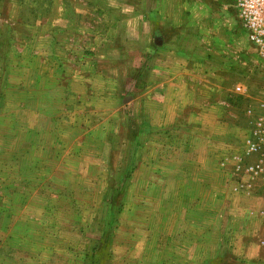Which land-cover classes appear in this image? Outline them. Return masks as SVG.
Returning a JSON list of instances; mask_svg holds the SVG:
<instances>
[{
  "label": "rangeland",
  "instance_id": "rangeland-1",
  "mask_svg": "<svg viewBox=\"0 0 264 264\" xmlns=\"http://www.w3.org/2000/svg\"><path fill=\"white\" fill-rule=\"evenodd\" d=\"M185 1L187 16L173 23L186 28L189 58L222 70L213 97L219 123L205 130L218 140L200 145L197 131L187 130L190 144L183 147L175 130L170 147L159 139L151 149L146 139L135 151L131 121L103 138L105 129L96 127H112L116 119L94 115L92 100L73 125L61 124L72 115L55 113L63 95L55 89V49L71 41L75 27L80 34L104 28L99 0H0V264H199L202 254L204 264H264V193L234 192L232 176L251 122L245 111L256 110L264 88L261 64L232 0ZM202 73L205 85L216 75L209 67ZM58 84L65 86L67 76ZM181 153L194 159L192 173L198 156L200 175L213 185L203 195V241L197 243L195 224L189 225L196 204L188 202L189 223L181 226L180 194H172L187 169ZM165 155L174 184L157 172ZM213 250L215 259L209 258Z\"/></svg>",
  "mask_w": 264,
  "mask_h": 264
},
{
  "label": "crops",
  "instance_id": "crops-1",
  "mask_svg": "<svg viewBox=\"0 0 264 264\" xmlns=\"http://www.w3.org/2000/svg\"><path fill=\"white\" fill-rule=\"evenodd\" d=\"M99 2V15L108 20L101 26L104 28L93 34L83 32L81 35L75 27L68 35L71 41L59 50L55 49V89H61L63 94L60 98L56 97L55 113L59 114V110H63V116H73L71 120L63 118L61 124L73 125L75 115L83 114L86 110L84 105L92 100L94 115L109 114L107 120L116 119L112 127L104 124L96 127L99 130L102 127L105 129L103 138L108 134L107 130L117 129L121 133L127 129L124 122L131 121L130 130L137 135L132 143L135 151L142 148L146 139L151 149L157 146L159 139L164 140L166 148L170 147L175 130L181 131L179 142L183 147H189L190 144L187 130L197 131L195 140L198 144L212 145L211 142L214 143L218 138L214 134L208 137L205 130L216 129L219 123L220 118L216 119L215 116L219 113L218 103H214L213 97L217 96L215 87L220 81L218 74L222 70L218 69L219 63H211L209 66L189 58L185 42L186 28L182 23H173L176 17L187 16L186 1ZM202 54L204 56L203 52ZM208 67L216 73H210L211 77L207 78L209 86L205 85L202 73ZM65 76L67 84L59 85L58 81ZM77 86L83 88L81 93L75 92ZM71 100H74V105L69 106ZM65 102V108H60ZM119 120L121 123L116 124ZM209 122L210 125H206ZM160 132L164 138L159 137ZM103 141L104 145H117L115 140ZM124 142L119 145L127 144ZM164 157L165 168L157 172L165 178L170 176L174 184L177 176L166 164L172 161L166 159L168 155ZM180 157L181 162L187 164V169L181 170L178 185H173L172 194H180V208L185 215V218L180 219L181 226L189 223L188 211L191 210L188 202L196 204V221H190L192 224L189 225L195 224L197 243L198 240L203 241V229H200L204 217L203 195L211 192L213 188L209 189L213 185H206L200 175L202 165L198 156L195 157L194 173L189 169L190 162L194 159L182 153ZM156 159L154 157L153 161L156 162ZM164 192L168 193L166 188ZM183 243L182 240L179 252L181 257L184 254ZM201 249L203 250L202 245ZM209 254V258L215 259L219 252L213 250ZM203 257L202 254L199 264H204Z\"/></svg>",
  "mask_w": 264,
  "mask_h": 264
},
{
  "label": "built area",
  "instance_id": "built-area-1",
  "mask_svg": "<svg viewBox=\"0 0 264 264\" xmlns=\"http://www.w3.org/2000/svg\"><path fill=\"white\" fill-rule=\"evenodd\" d=\"M241 21L247 42L255 51L264 77V0H232ZM235 94L242 95L244 89L235 87ZM251 118L247 137L243 140V150L234 156L232 176L233 191L238 193H264V88L261 90L256 110L246 109ZM257 183L262 185L256 189Z\"/></svg>",
  "mask_w": 264,
  "mask_h": 264
}]
</instances>
